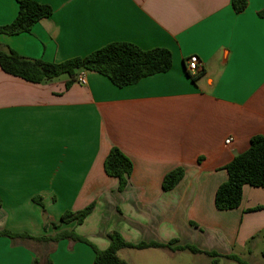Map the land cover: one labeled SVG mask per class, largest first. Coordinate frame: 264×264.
Wrapping results in <instances>:
<instances>
[{
  "label": "crops",
  "instance_id": "obj_1",
  "mask_svg": "<svg viewBox=\"0 0 264 264\" xmlns=\"http://www.w3.org/2000/svg\"><path fill=\"white\" fill-rule=\"evenodd\" d=\"M32 1L53 15L30 31L0 32V45L21 56L59 64L132 43L170 50L173 67L125 88L91 71L86 85L68 87L66 76L36 84L0 67V232L74 230L106 250L117 231L133 244L177 240L173 248L193 245L262 264L264 211L255 209L264 205V189L246 185L242 204L230 211L217 210L215 196L228 181L225 168L264 136V0H248L242 13L232 0ZM18 11V0H0V26ZM191 56L202 64L197 81L187 72ZM114 147L134 165L124 192L104 169ZM177 168L184 179L164 191V177ZM93 202L84 224L53 227ZM130 251L186 252L121 251L129 264ZM36 256L41 264H95L83 243L0 237V264H33Z\"/></svg>",
  "mask_w": 264,
  "mask_h": 264
},
{
  "label": "trees",
  "instance_id": "obj_2",
  "mask_svg": "<svg viewBox=\"0 0 264 264\" xmlns=\"http://www.w3.org/2000/svg\"><path fill=\"white\" fill-rule=\"evenodd\" d=\"M18 4L19 11L15 21L10 25L0 26V32L13 34L30 31L36 23L53 15V9L48 5L32 0H18ZM232 6L236 13H242L248 7V0H232ZM259 15L264 18L263 13ZM0 67L9 75L36 84L66 76L70 79L68 87L76 81L80 73L91 71L107 77L116 87L125 88L136 85L150 76L168 73L173 67V56L171 51L165 48L143 50L132 43H112L86 57L56 64L26 58L0 45ZM201 75L202 72L192 78L197 81ZM104 169L109 177L119 180L118 191L124 192L134 170L132 161L119 148L114 147L105 160ZM225 169L228 173V181L218 188L215 196V206L219 211L239 208L246 185L264 189V136L252 138L249 150L236 156ZM185 174L186 171L183 168H177L168 173L163 180V190L166 192L174 190L184 179ZM34 202L44 207L42 198H34ZM95 208L96 203L93 202L83 210L67 211L61 216L59 224L54 223L53 227L58 228L61 225L72 223L82 225ZM255 211H264V205L256 208ZM192 225L195 226L194 223ZM0 237L9 238L13 242L31 240L41 244H57L62 240H71L83 243L94 250L95 264H129L120 256L121 251L148 249L189 251L210 257L213 259L212 264H219L220 259L233 260L238 264H249L235 255L222 256L215 252L200 250L193 245L173 248L177 240H172L167 244L157 242L133 244L127 242L117 231L109 234L110 246L106 250L98 249L91 241L74 230H62L53 237H32L27 233L2 231ZM33 264H41V258L36 256ZM46 264H52L51 259H48Z\"/></svg>",
  "mask_w": 264,
  "mask_h": 264
},
{
  "label": "rangeland",
  "instance_id": "obj_3",
  "mask_svg": "<svg viewBox=\"0 0 264 264\" xmlns=\"http://www.w3.org/2000/svg\"><path fill=\"white\" fill-rule=\"evenodd\" d=\"M46 216H44L45 218ZM43 237V236H42ZM154 253L130 251L125 257L130 260L131 264H212L210 257L206 255H195L189 251L176 254L174 258L165 255L163 251H153ZM259 258V257H258ZM264 264V259L259 258ZM222 264H233L229 261H223Z\"/></svg>",
  "mask_w": 264,
  "mask_h": 264
},
{
  "label": "built area",
  "instance_id": "obj_4",
  "mask_svg": "<svg viewBox=\"0 0 264 264\" xmlns=\"http://www.w3.org/2000/svg\"><path fill=\"white\" fill-rule=\"evenodd\" d=\"M202 64L197 56H191L187 60V72L190 76L195 77L201 72ZM76 83L80 85H86L87 81L84 76V72L80 73L76 79ZM232 142L231 138L226 141V144H230Z\"/></svg>",
  "mask_w": 264,
  "mask_h": 264
}]
</instances>
